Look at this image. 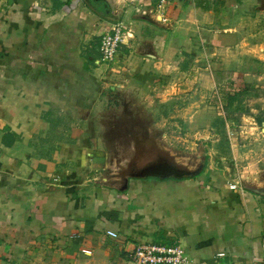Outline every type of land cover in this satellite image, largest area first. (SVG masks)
<instances>
[{
	"label": "crops",
	"instance_id": "obj_1",
	"mask_svg": "<svg viewBox=\"0 0 264 264\" xmlns=\"http://www.w3.org/2000/svg\"><path fill=\"white\" fill-rule=\"evenodd\" d=\"M117 23L108 66L100 38ZM228 80L264 82V0H0V264H133L143 242L180 245L194 264H262L264 188L233 190L212 167L101 174L110 95L155 107L184 95L192 129Z\"/></svg>",
	"mask_w": 264,
	"mask_h": 264
},
{
	"label": "rangeland",
	"instance_id": "obj_2",
	"mask_svg": "<svg viewBox=\"0 0 264 264\" xmlns=\"http://www.w3.org/2000/svg\"><path fill=\"white\" fill-rule=\"evenodd\" d=\"M209 88L215 94L203 99L212 110L204 112V123L191 122L192 129L181 111L184 95L162 107L135 102L133 93L110 95L99 112L100 152L106 158L102 176L123 182L131 171L166 158L191 172L222 169L234 183L264 188V132L255 122L264 124V82L237 87L228 80Z\"/></svg>",
	"mask_w": 264,
	"mask_h": 264
},
{
	"label": "built area",
	"instance_id": "obj_3",
	"mask_svg": "<svg viewBox=\"0 0 264 264\" xmlns=\"http://www.w3.org/2000/svg\"><path fill=\"white\" fill-rule=\"evenodd\" d=\"M172 1L174 0H161V4L167 5ZM124 34L122 23L112 25L109 30L103 33L99 45L100 58L103 63L110 64L117 59ZM230 186L233 190L238 188L237 183H232ZM107 234L112 238L118 237V234L112 231ZM218 256L223 258L225 254L221 253ZM131 260L133 264H194L184 247L164 242L140 243L136 247ZM262 264H264V259Z\"/></svg>",
	"mask_w": 264,
	"mask_h": 264
},
{
	"label": "water",
	"instance_id": "obj_4",
	"mask_svg": "<svg viewBox=\"0 0 264 264\" xmlns=\"http://www.w3.org/2000/svg\"><path fill=\"white\" fill-rule=\"evenodd\" d=\"M105 159L102 158L100 163H104ZM204 165V164H203ZM203 171L200 168L196 171H189L184 168H179L174 163H170L166 158L160 159L158 162H154L148 167L140 171H131L128 177L125 179L128 181L129 177L132 178H155L159 180L166 179H183V178H193Z\"/></svg>",
	"mask_w": 264,
	"mask_h": 264
}]
</instances>
